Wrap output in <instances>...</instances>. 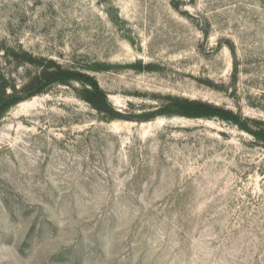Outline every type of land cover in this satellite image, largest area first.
Segmentation results:
<instances>
[{"label":"rangeland","instance_id":"rangeland-1","mask_svg":"<svg viewBox=\"0 0 264 264\" xmlns=\"http://www.w3.org/2000/svg\"><path fill=\"white\" fill-rule=\"evenodd\" d=\"M0 47L93 76L126 117L79 83L3 116L0 264H264V146L159 113L264 125V0H0Z\"/></svg>","mask_w":264,"mask_h":264},{"label":"trees","instance_id":"trees-1","mask_svg":"<svg viewBox=\"0 0 264 264\" xmlns=\"http://www.w3.org/2000/svg\"><path fill=\"white\" fill-rule=\"evenodd\" d=\"M20 69L24 70L22 75L18 73ZM73 83L82 85L81 89L76 91L79 98L104 115L107 120L126 119L112 108L107 93L93 76L68 68L53 59L33 56L22 49L0 47V121L12 107L45 94L54 86H71ZM159 113L191 119L218 117L234 123L264 146V125L261 122L242 121L241 117L233 112L202 101L169 98ZM143 118L148 120L150 116ZM248 123L253 127L250 128Z\"/></svg>","mask_w":264,"mask_h":264}]
</instances>
